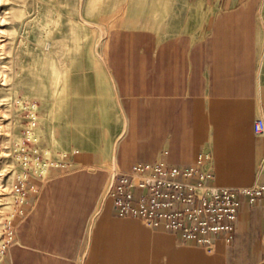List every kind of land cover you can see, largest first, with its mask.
<instances>
[{
    "label": "crops",
    "instance_id": "obj_1",
    "mask_svg": "<svg viewBox=\"0 0 264 264\" xmlns=\"http://www.w3.org/2000/svg\"><path fill=\"white\" fill-rule=\"evenodd\" d=\"M263 13L264 0H125L104 49L123 130L109 159L76 150L27 184L4 264H264V193L241 196L232 239L210 250L117 216L105 195L137 162L186 166L204 149L214 186L264 182Z\"/></svg>",
    "mask_w": 264,
    "mask_h": 264
},
{
    "label": "rangeland",
    "instance_id": "obj_2",
    "mask_svg": "<svg viewBox=\"0 0 264 264\" xmlns=\"http://www.w3.org/2000/svg\"><path fill=\"white\" fill-rule=\"evenodd\" d=\"M124 2L0 0V264L21 208L15 185L27 190L76 150L112 154L124 117L104 49Z\"/></svg>",
    "mask_w": 264,
    "mask_h": 264
},
{
    "label": "built area",
    "instance_id": "obj_3",
    "mask_svg": "<svg viewBox=\"0 0 264 264\" xmlns=\"http://www.w3.org/2000/svg\"><path fill=\"white\" fill-rule=\"evenodd\" d=\"M253 132L264 138V117L255 118ZM213 178L212 156L204 149L194 164L186 166L170 165L161 158L150 163L137 162L130 172L113 175L105 195L112 199L117 216L138 218L152 227L162 226L183 242L192 240L210 250L217 237L232 239L241 196H247L252 203L263 199L264 193V182L226 188L214 186ZM14 194L17 206L22 207L27 195L25 183L15 185Z\"/></svg>",
    "mask_w": 264,
    "mask_h": 264
},
{
    "label": "bare ground",
    "instance_id": "obj_4",
    "mask_svg": "<svg viewBox=\"0 0 264 264\" xmlns=\"http://www.w3.org/2000/svg\"><path fill=\"white\" fill-rule=\"evenodd\" d=\"M84 21V20H83ZM92 22V21H91ZM87 23V22H86ZM85 23V24H86ZM87 25H88V23H87ZM86 25V26H87ZM91 26H94L93 24H90ZM90 25H88V26H90ZM91 28H93V27H91ZM99 28V27H98ZM100 30H102L101 28H100ZM107 32V31H106ZM106 32H105V34H106ZM101 33V32H100ZM102 33H103V31H102ZM101 36V35H100ZM48 72H49V77H50V80H51V82H56V80H55V78L53 79L52 77H54V69L53 68H49L48 69ZM55 80V81H54ZM73 189V188H72ZM78 196V195H77ZM33 258V257H32Z\"/></svg>",
    "mask_w": 264,
    "mask_h": 264
}]
</instances>
